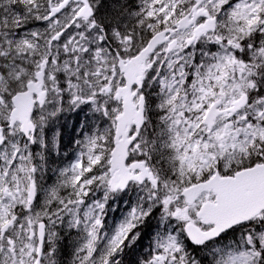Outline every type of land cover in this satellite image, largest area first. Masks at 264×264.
<instances>
[{"label": "snow or ice", "instance_id": "obj_1", "mask_svg": "<svg viewBox=\"0 0 264 264\" xmlns=\"http://www.w3.org/2000/svg\"><path fill=\"white\" fill-rule=\"evenodd\" d=\"M0 264H264V0H0Z\"/></svg>", "mask_w": 264, "mask_h": 264}]
</instances>
